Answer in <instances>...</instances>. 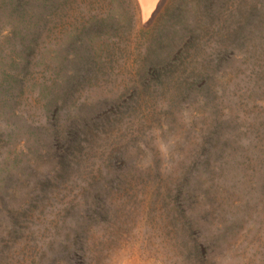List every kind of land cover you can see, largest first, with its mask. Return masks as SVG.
Instances as JSON below:
<instances>
[{"label":"rangeland","instance_id":"1","mask_svg":"<svg viewBox=\"0 0 264 264\" xmlns=\"http://www.w3.org/2000/svg\"><path fill=\"white\" fill-rule=\"evenodd\" d=\"M0 264H264V0H0Z\"/></svg>","mask_w":264,"mask_h":264},{"label":"bare ground","instance_id":"2","mask_svg":"<svg viewBox=\"0 0 264 264\" xmlns=\"http://www.w3.org/2000/svg\"><path fill=\"white\" fill-rule=\"evenodd\" d=\"M167 0H131L140 23H149Z\"/></svg>","mask_w":264,"mask_h":264}]
</instances>
